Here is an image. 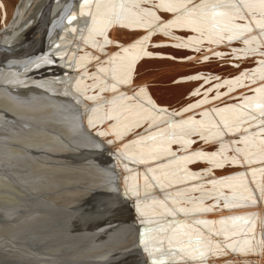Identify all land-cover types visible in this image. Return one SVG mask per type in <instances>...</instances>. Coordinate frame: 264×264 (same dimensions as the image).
I'll list each match as a JSON object with an SVG mask.
<instances>
[{
  "label": "bare ground",
  "instance_id": "obj_1",
  "mask_svg": "<svg viewBox=\"0 0 264 264\" xmlns=\"http://www.w3.org/2000/svg\"><path fill=\"white\" fill-rule=\"evenodd\" d=\"M11 1L0 0V42L19 50L0 64V118L33 123L0 128V198L37 195L56 221L7 237L1 252L20 263L113 180L135 210L146 264H264V0H169L183 5L173 13L160 0H58L47 25L52 0H25L13 15ZM172 69L159 100L148 78ZM27 86L13 95L28 105L8 97ZM72 106L78 118L59 116ZM81 129L111 159L104 178L63 157L78 156ZM179 229L195 240L166 246Z\"/></svg>",
  "mask_w": 264,
  "mask_h": 264
},
{
  "label": "water",
  "instance_id": "obj_2",
  "mask_svg": "<svg viewBox=\"0 0 264 264\" xmlns=\"http://www.w3.org/2000/svg\"><path fill=\"white\" fill-rule=\"evenodd\" d=\"M58 0H52L48 3L47 6L43 9V13H48L44 22H49L51 18L52 9L55 3ZM118 15H131V11L125 9L123 5H117L115 7ZM51 11V12H50ZM222 18V16H219ZM212 21V19H211ZM47 29V26L43 28V31ZM39 40L38 38H35ZM38 44V41L35 42L30 48L26 50V54H30L35 46ZM18 48L9 49L7 47V42H0V63L2 65H9L7 61L11 58H14ZM23 56L20 55L19 57ZM11 65V64H10ZM15 65H18L15 63ZM22 69V68H20ZM1 75V74H0ZM5 83H0V87H3ZM31 86L23 87L20 90L17 88L10 89V94L7 93L8 97L13 99L20 100V104L28 105V100H22L18 96H14L16 93H26ZM47 96L52 97L49 92H46ZM72 98L71 95H68ZM52 103H55L53 100H49ZM70 108H63L60 112H64L62 115L63 118H71L75 115L77 118L81 115V112H76L78 106H72ZM72 110L76 114L69 112ZM5 117L0 118V128H23L28 129V125H32L31 120H24V118L17 117L15 114L9 111H3ZM24 120V121H23ZM80 139L78 147H72V150L78 151V156H63L70 159L68 161L72 165L85 166L89 164L94 170H96V176L104 178L106 177L105 173H100V170H106L110 168H104L111 163V159L107 157L103 152L102 148H99L97 140L88 134L83 129L79 130L77 135ZM2 139L0 138V142ZM96 145V146H94ZM71 148V147H70ZM42 154L40 149L32 148V151L29 156H36ZM46 154V153H45ZM50 156V153L46 154ZM50 158V157H49ZM5 167V166H4ZM10 167H5L4 172L8 177L13 178V181H16L13 177V173L10 172ZM108 175V174H107ZM111 177L112 176H108ZM25 185V184H23ZM107 186V187H106ZM96 186L91 188L88 191V194L81 200L80 204L74 205L75 207L72 213H69V210H66L64 213V219L62 224L59 226L51 227L49 230V237L46 236L45 239L40 238L36 241L40 245L41 249H38L35 253L16 255V259L20 262L17 264H42L39 263L40 260H43L47 255H52L56 253L58 259L52 260L50 264H132L134 260L141 261V264H146L144 256L141 251V243L138 242V239H141V236L144 234L139 228V224H136L133 219V214L135 210L127 202V208L123 215L118 218H114L107 212L109 206V201L114 199L119 195L122 199L126 200V197L122 194L117 184L110 180L107 185ZM110 186V187H109ZM13 193V192H11ZM25 199H19L17 203L5 202V199L0 198V238H4L3 246L7 242L13 243V241L6 240L7 237L13 236L18 231H34L39 232L38 230H44V226H47L54 223L55 217H50L48 214V207L50 204L44 200H41L37 195H27ZM27 202L28 204H23L20 202ZM127 201V200H126ZM47 203V204H46ZM86 208V209H85ZM29 219V220H25ZM52 220V221H51ZM49 221V222H48ZM56 221V220H55ZM64 221V222H63ZM30 225L31 227L27 226ZM21 232V233H22ZM39 235H42L41 233ZM58 239V242H47L48 238L53 240ZM151 240H154L152 238ZM190 234L184 230H174L172 233L167 235V237L162 240V242L167 246L172 243H177L180 241H191ZM155 243V241L153 242ZM35 244H33L34 246ZM199 249V247H194ZM203 248V247H202ZM3 248H0V264H13L11 262V256L7 255V252H1ZM5 263V264H6Z\"/></svg>",
  "mask_w": 264,
  "mask_h": 264
},
{
  "label": "snow or ice",
  "instance_id": "obj_3",
  "mask_svg": "<svg viewBox=\"0 0 264 264\" xmlns=\"http://www.w3.org/2000/svg\"><path fill=\"white\" fill-rule=\"evenodd\" d=\"M157 8H163L167 13H173L177 7H182L183 5H176L175 7L169 2V0H160V3L155 5ZM178 21H168L167 23H176ZM163 23V22H162ZM3 63V61H0ZM127 208V201L122 199L117 195L114 199L109 201V206L107 212L114 218H118L123 215ZM132 264H141V261L134 260Z\"/></svg>",
  "mask_w": 264,
  "mask_h": 264
},
{
  "label": "rangeland",
  "instance_id": "obj_4",
  "mask_svg": "<svg viewBox=\"0 0 264 264\" xmlns=\"http://www.w3.org/2000/svg\"><path fill=\"white\" fill-rule=\"evenodd\" d=\"M24 2H25V0H12L11 1V8H10L11 9L10 10L11 14L13 15L16 11L20 10V8L24 4ZM3 26H4L3 25V22L1 21L0 22V29ZM174 71L172 69V71L170 72V74L168 73L166 75V74L160 73V74H157V75H154V76H151V77L148 78L150 80V82L152 83V86H151L152 91H153V93L155 94V96L159 100L164 99L163 98V95H162V90H163V88L167 87L165 85H166V83H169L170 82V80L172 78V75H173L171 73H174Z\"/></svg>",
  "mask_w": 264,
  "mask_h": 264
}]
</instances>
